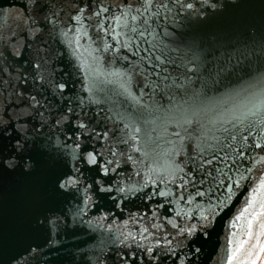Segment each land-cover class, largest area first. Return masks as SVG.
<instances>
[{
    "label": "snow or ice",
    "instance_id": "6c2138e0",
    "mask_svg": "<svg viewBox=\"0 0 264 264\" xmlns=\"http://www.w3.org/2000/svg\"><path fill=\"white\" fill-rule=\"evenodd\" d=\"M231 3L240 6L243 0ZM260 3L264 8V0ZM225 7V0H25L20 34L24 43L15 33L5 38L0 32V181L6 175H19L27 182L22 195L34 207H47L51 213L39 223L53 231L67 223L69 216L58 214L56 206L69 199L76 200L74 210L69 209L71 219H82L93 203L90 193L115 191L119 196L113 200L120 203L130 195L142 194L147 202L156 204L150 209L153 220L160 219L158 209L166 204L175 207L174 215L165 216V223L151 224L167 233L163 253L158 251L160 238L153 246L138 243L137 247H143L149 259L160 260L163 254L172 257L174 264H196L202 250L188 248V241L209 237V229L228 207L234 190L243 187L242 182L256 179L253 173H264V13L258 50H237L238 55L228 54L227 59L207 55L187 59L172 55L179 48L164 43L176 39L181 21L203 22ZM45 34L60 47H52ZM249 35L255 40V26ZM85 37L96 45V52L115 50V58L128 62L133 74L142 76L135 94L130 88L132 76L111 74L122 81V89L137 106L134 113H116L123 129L114 132L127 130L128 138L120 143L131 146V153L113 151L107 143L109 132L91 127L85 101L100 103L92 87L84 84L82 91L87 96L73 99L68 81L57 78L63 72L58 64L66 51L71 49L76 56ZM34 41L39 43L34 46ZM24 48L31 56L21 61ZM125 50L138 61L120 55ZM100 59L93 54L92 63L78 65L85 79L97 71ZM111 59L105 57V62ZM233 74L235 85H224L221 91L222 82ZM145 96L150 104L143 102ZM90 139L105 143L99 149L89 147ZM141 140L144 148H158L161 142L170 146L151 157L153 166L146 171H134L142 183L117 180L104 186L103 179L88 181L86 171L104 177L119 175L120 159L133 166L141 164V158L132 154L150 156L139 146ZM106 219L99 217L97 223ZM240 220L245 221L242 234L225 237L226 256L218 254L219 264H264V175L259 176L258 186L230 227L235 228ZM121 235V244L136 240L132 232ZM137 235L145 241L154 233L145 226ZM100 259L96 258L97 264ZM15 260H5L0 248V264Z\"/></svg>",
    "mask_w": 264,
    "mask_h": 264
},
{
    "label": "water",
    "instance_id": "95a60500",
    "mask_svg": "<svg viewBox=\"0 0 264 264\" xmlns=\"http://www.w3.org/2000/svg\"><path fill=\"white\" fill-rule=\"evenodd\" d=\"M225 4L226 7L222 11L210 16L206 21L201 22L196 19L181 21L183 27L177 32L176 39L164 41L171 48H179V53H172V55L179 54L187 59H191L194 55H207L209 58L222 56L223 59H227L228 54L238 55L237 50L251 51L253 48H257L261 15L264 13L260 0H243V4L240 6L233 5L231 0H225ZM24 7L25 0H0V32L5 38L15 33L21 44L24 43V37L20 35L23 32L21 21L25 15ZM253 26L257 29L255 40L249 35V30ZM89 31L94 37L95 33L90 28ZM161 31L163 30L161 29ZM45 39L49 40L52 47H60L59 44L53 42L48 34H45ZM38 43L39 41H34L33 45ZM81 45L76 50V56H73L71 49L66 51L62 61L58 64L63 72L58 74L57 78L63 76L68 81L71 89L68 94L73 99L79 95L87 96V93L82 91L84 84L92 87L94 98L100 103L92 104L85 101L84 110L87 113V118L91 120V127L99 132H109L107 143L112 145L113 151L131 153V146L120 143L122 138H128L125 134L127 130L114 132L116 129H123V123L116 119V113H134L137 106L122 89V81L111 74L119 72L132 76L130 88L135 94H138V81L142 80V76L138 77L133 74L131 64L115 58L117 55L115 50L107 54L96 52V45L87 37L81 40ZM141 47H145V45H141ZM23 51L24 55L21 61L31 56L29 49L24 48ZM93 54L101 59L95 65L97 71L88 73V77L85 79V73L78 65L92 63L91 56ZM120 55L130 56L126 50L122 51ZM155 55H159V52H156ZM105 57H113V59L106 63ZM130 59L133 58L130 56ZM137 61L138 58L133 59L134 63ZM11 62L10 59L9 63ZM15 66L20 67L19 64ZM236 82L237 77L233 74L222 82L221 91L224 85L233 86ZM143 102L151 103L147 96L144 97ZM77 110L79 111V109ZM147 118L151 119V117ZM169 130L171 131V126ZM103 143H105L103 139L99 141L90 139L88 146L95 145L99 149ZM139 146L142 151L150 153L148 158L141 157V153H132L134 157L141 158V164L133 166L120 159L119 175L110 173L109 177L112 179L109 180V177H104L103 174L98 175L94 171H86L85 175L88 181L91 182L93 178L103 179L104 186L115 183L117 180L132 185L142 183L140 177L133 175L134 171L140 168H144L146 171L147 167L153 166L151 157L155 156L157 152L163 154L170 146L161 142L158 148L155 145L144 148L142 140L139 142ZM163 162L164 160L161 158L160 163ZM253 175L256 176V179L242 182L243 187L234 190L233 199L229 201L228 207L217 216L213 227L209 229V237L198 236L188 241V248H201L202 250L196 264H219L218 254L221 257L226 256L225 237L231 238L230 233L242 234L244 220L237 222L235 228H231L230 225L234 217L240 215L246 206V198L252 196L253 189L258 186L259 176L264 173H253ZM128 177H131V180ZM26 183L19 175H6L0 181V193H2L0 194V248H2L5 260L8 257H15L16 260L13 261V264H17V262L19 264H97L96 258L100 257V264H105V262L106 264H174L172 257H166L163 254L160 260L149 259L144 248L137 247V244L153 246L156 238H160L162 247L158 251L163 253V236L167 233L163 228L159 231L151 228V224L165 223V216L174 215L173 208L175 206L166 204L165 208L158 209L160 219L153 220L150 209L155 208L156 204L147 202L142 194L130 195L127 200L120 203L118 199L113 200V197L119 196L115 191L112 193H90L93 203H90L85 209L87 215L82 219L79 217L75 220L71 219L72 213L69 212V209L74 210L75 199H69L56 206L57 213L68 215L69 219L67 223H61L60 227L53 231L47 224L39 223L45 215H51L47 207H34L22 195ZM145 213L147 216L144 219H139ZM130 214L133 217L132 220H129ZM102 216H107V219L97 223V218ZM145 226L150 228L154 236L150 235L147 240L141 241L137 232ZM169 231L172 230L169 228ZM128 232H132L136 236V240L128 239L124 244H121L120 241L124 238L121 233L126 235ZM173 235H175L174 232ZM169 238L171 239V237ZM188 248L183 250L187 252ZM32 249H35V252ZM121 257L125 258L121 259Z\"/></svg>",
    "mask_w": 264,
    "mask_h": 264
}]
</instances>
